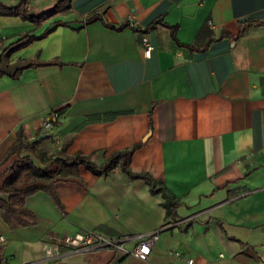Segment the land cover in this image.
Listing matches in <instances>:
<instances>
[{
    "label": "crops",
    "instance_id": "1",
    "mask_svg": "<svg viewBox=\"0 0 264 264\" xmlns=\"http://www.w3.org/2000/svg\"><path fill=\"white\" fill-rule=\"evenodd\" d=\"M131 150V171L173 196L170 215L120 167H80L53 195L24 199L33 225L12 227L0 211V264H264V0H71L39 25L0 14V188L22 157L45 168L81 154L99 166ZM161 229L145 260L59 244Z\"/></svg>",
    "mask_w": 264,
    "mask_h": 264
},
{
    "label": "trees",
    "instance_id": "2",
    "mask_svg": "<svg viewBox=\"0 0 264 264\" xmlns=\"http://www.w3.org/2000/svg\"><path fill=\"white\" fill-rule=\"evenodd\" d=\"M30 0H20L17 5L9 7L0 2V14L7 16H20L24 20H30L36 25L41 21L54 17L56 14L69 11L71 0H58L55 5L38 14H32L28 10ZM258 23V21H254ZM253 22V23H254ZM157 22L152 23L148 28L155 27ZM171 35L174 37V28L171 27ZM46 33H42L45 35ZM42 37V36H41ZM29 37V41L34 39ZM14 147L12 149L15 150ZM132 151H121L112 154L102 165L94 164L90 158L81 154L74 156H64L60 158H49L46 161L45 168H39L34 165L27 157L19 158L13 165L12 174L4 181V186L0 188V195L9 197L4 200L0 197V211L5 223L12 227L21 225H33L35 220L31 213L23 207L24 199L37 191L49 192L53 195V186L57 180L74 177L80 167L90 171L94 175H103L114 168L120 169L129 179L140 178L148 185L150 192L162 194V206L165 207L167 215H170L175 209L173 196L162 185L161 182L150 177L148 174H137L130 169V158Z\"/></svg>",
    "mask_w": 264,
    "mask_h": 264
},
{
    "label": "built area",
    "instance_id": "3",
    "mask_svg": "<svg viewBox=\"0 0 264 264\" xmlns=\"http://www.w3.org/2000/svg\"><path fill=\"white\" fill-rule=\"evenodd\" d=\"M143 51L146 57H149L152 52V46L147 36L144 35L142 38ZM58 113L56 111L49 112L41 121L40 125L44 132L51 133L54 127L58 122ZM163 229V228H162ZM151 231L147 234H137L134 237L128 239H121L120 241L111 240L100 236L94 232H80L74 236H63L59 240L60 245H65L71 248L75 252H92V250L103 249V248H112L118 251H122L126 255H132L141 260H145L150 252L151 246L158 239L159 233L162 231ZM52 240V236L48 237ZM1 241V237H0ZM126 241L135 242L134 248L127 250L124 247ZM177 256V255H176ZM189 264H192V261H188ZM35 264V263H30ZM37 264V263H36Z\"/></svg>",
    "mask_w": 264,
    "mask_h": 264
},
{
    "label": "rangeland",
    "instance_id": "4",
    "mask_svg": "<svg viewBox=\"0 0 264 264\" xmlns=\"http://www.w3.org/2000/svg\"><path fill=\"white\" fill-rule=\"evenodd\" d=\"M32 6H31V10L29 12H31L32 14H36V13H40V7L38 4H34V2H32Z\"/></svg>",
    "mask_w": 264,
    "mask_h": 264
},
{
    "label": "water",
    "instance_id": "5",
    "mask_svg": "<svg viewBox=\"0 0 264 264\" xmlns=\"http://www.w3.org/2000/svg\"><path fill=\"white\" fill-rule=\"evenodd\" d=\"M245 21H247L246 18H241V20H240V22H245Z\"/></svg>",
    "mask_w": 264,
    "mask_h": 264
}]
</instances>
